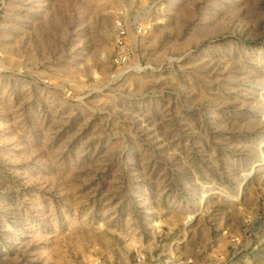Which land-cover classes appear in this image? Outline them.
<instances>
[{
	"label": "rangeland",
	"instance_id": "rangeland-1",
	"mask_svg": "<svg viewBox=\"0 0 264 264\" xmlns=\"http://www.w3.org/2000/svg\"><path fill=\"white\" fill-rule=\"evenodd\" d=\"M223 251L264 264V0H0V264Z\"/></svg>",
	"mask_w": 264,
	"mask_h": 264
},
{
	"label": "built area",
	"instance_id": "built-area-1",
	"mask_svg": "<svg viewBox=\"0 0 264 264\" xmlns=\"http://www.w3.org/2000/svg\"><path fill=\"white\" fill-rule=\"evenodd\" d=\"M136 32L139 35H146L150 32L151 26L145 25V26H136ZM113 41H114V48H115V53H114V58H113V63L116 66H124L125 64L128 63V51H127V28L122 23L121 20H116L114 22L113 26ZM223 257L221 256L220 259ZM191 260L187 259L186 261H176L175 264H190ZM164 264H171L168 260L164 262Z\"/></svg>",
	"mask_w": 264,
	"mask_h": 264
},
{
	"label": "crops",
	"instance_id": "crops-1",
	"mask_svg": "<svg viewBox=\"0 0 264 264\" xmlns=\"http://www.w3.org/2000/svg\"><path fill=\"white\" fill-rule=\"evenodd\" d=\"M228 246V244H225V247H227ZM220 249H221V251H222V248H218V249H216V252L215 253H217V252H219L220 251ZM223 253V255H224V257H225V261H220L218 258H217V256H219V254H211V256H204L203 254H199V259L198 260H200V262H198V264H233V263H229V256L231 255V254H229V252L228 251H223L222 252ZM225 253V254H224ZM264 257V254H262V258Z\"/></svg>",
	"mask_w": 264,
	"mask_h": 264
}]
</instances>
